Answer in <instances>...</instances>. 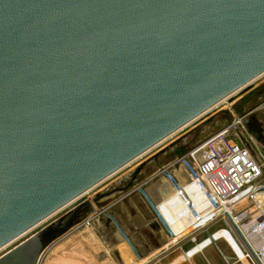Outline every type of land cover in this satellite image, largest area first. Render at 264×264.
<instances>
[{"label":"water","instance_id":"obj_1","mask_svg":"<svg viewBox=\"0 0 264 264\" xmlns=\"http://www.w3.org/2000/svg\"><path fill=\"white\" fill-rule=\"evenodd\" d=\"M263 74L264 0H0V250Z\"/></svg>","mask_w":264,"mask_h":264},{"label":"rangeland","instance_id":"obj_2","mask_svg":"<svg viewBox=\"0 0 264 264\" xmlns=\"http://www.w3.org/2000/svg\"><path fill=\"white\" fill-rule=\"evenodd\" d=\"M246 115L245 130L264 147V76L30 233L19 237L0 251V257L84 202L87 203L65 229L47 235L39 264H146L149 258L160 257L164 247L158 248L170 235L160 221L155 204L160 215L171 224L175 218L178 220L181 212L170 200L159 205L166 200L168 192L163 187L164 181L155 177L156 173L220 132L236 117ZM239 131L243 133L242 128ZM167 209L173 212L172 216ZM220 227V224L216 225L209 231L212 233ZM186 234L182 233L179 238ZM202 235L205 238L206 235ZM185 241L189 243L190 239ZM192 247L184 251V258ZM211 251L218 264H227L226 257L232 259L230 264L239 262L222 240L212 245Z\"/></svg>","mask_w":264,"mask_h":264},{"label":"built area","instance_id":"obj_3","mask_svg":"<svg viewBox=\"0 0 264 264\" xmlns=\"http://www.w3.org/2000/svg\"><path fill=\"white\" fill-rule=\"evenodd\" d=\"M247 116L236 117L156 173V178L170 184L184 206L173 224L160 215L157 204L155 210L174 244L190 239L193 247L187 257L198 246L203 247L194 255L222 240L237 261L234 244L249 264H264V147L245 130ZM219 224L210 233L209 227ZM184 232L188 233L179 238ZM200 233L206 236L198 241ZM225 260L227 264L232 261Z\"/></svg>","mask_w":264,"mask_h":264},{"label":"crops","instance_id":"obj_4","mask_svg":"<svg viewBox=\"0 0 264 264\" xmlns=\"http://www.w3.org/2000/svg\"><path fill=\"white\" fill-rule=\"evenodd\" d=\"M163 187L167 190L168 193L165 197L166 200H162L159 205L166 203L167 201L170 200L171 203H173L175 207L179 208L180 212L182 213L184 211V208L179 204L178 200L175 198V196L173 195V193L171 192V190L169 189V187L165 182H163ZM215 226L216 225L209 227V230L210 228H213ZM196 237L198 241L204 239L202 234H197ZM171 240L172 239L168 236V238L164 242H161L162 247L158 249H162L164 247L163 250L164 252L162 253V255L155 259H152V257L149 258L148 259L149 262L146 264H218L217 259L216 260L214 259L215 254L211 251V246L207 247L200 253L194 255L197 251L201 250V247H203V246H198L196 249H194V251H192L189 254V257H187L188 255H186V257L184 258L183 257L184 251L189 249L191 246H193V244L190 243L191 241L189 243L188 241L187 242L182 241L174 244V242L171 243ZM234 248L238 251V256H239V262L236 263L249 264L246 261V259L243 257L242 253L239 252V249L236 247L235 244H234Z\"/></svg>","mask_w":264,"mask_h":264},{"label":"bare ground","instance_id":"obj_5","mask_svg":"<svg viewBox=\"0 0 264 264\" xmlns=\"http://www.w3.org/2000/svg\"><path fill=\"white\" fill-rule=\"evenodd\" d=\"M263 76H264V74H263ZM225 102H226V101L222 102V104L225 103ZM217 107H219V106H217ZM217 107H216V108H217ZM216 108H215V109H216ZM197 119H198V118H197ZM197 119L194 120V121L196 122ZM194 121H193L191 124H193ZM188 125L190 126V124H188ZM176 134H177V133H176ZM176 134L171 135V136H170L169 138H167L165 141H163V142H161L160 144H158V146L162 145L163 143H165L166 141H168L169 139H171L172 137H174ZM158 146H156L155 148H157ZM155 148H154V149H155ZM154 149H152V150H154ZM152 150H151V151H152ZM151 151H150V152H151ZM148 153H149V152H148ZM148 153H147V154H148ZM145 155H146V154H145ZM145 155H143V156H145ZM143 156L139 157L138 159L142 158ZM138 159H137V160H138ZM137 160H136V161H137ZM134 162H135V161H134ZM134 162H133V163H134ZM162 180L167 184V186L169 187V189L171 190V192H173V189H172V187L170 186V184H169L166 180H164V179H162ZM173 195L175 196V198H176V199L178 200V202H179V201H180L179 197H178L176 194H174V193H173ZM179 204H180V202H179ZM180 205L184 208V206H183L182 204H180ZM9 245H10V244H9ZM7 246H8V245H7ZM7 246L3 247L0 251H2L3 249H5ZM236 247H237V246H236ZM243 257H244V256H243ZM244 258H245V257H244Z\"/></svg>","mask_w":264,"mask_h":264}]
</instances>
